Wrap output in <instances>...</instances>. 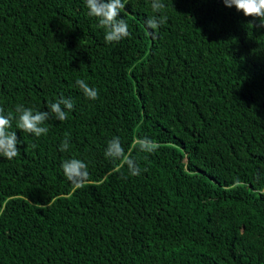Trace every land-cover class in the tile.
<instances>
[{
	"label": "trees",
	"instance_id": "1",
	"mask_svg": "<svg viewBox=\"0 0 264 264\" xmlns=\"http://www.w3.org/2000/svg\"><path fill=\"white\" fill-rule=\"evenodd\" d=\"M123 2L130 34L106 43L84 0H0L4 114L46 111L61 95L74 103L40 137L12 120L19 154L0 157V264H264L259 19L223 0H162L160 13L151 0ZM152 15L167 22L148 29ZM113 137L139 175L105 157ZM143 137L154 152L135 145ZM70 158L87 165L80 188L61 169Z\"/></svg>",
	"mask_w": 264,
	"mask_h": 264
},
{
	"label": "clouds",
	"instance_id": "2",
	"mask_svg": "<svg viewBox=\"0 0 264 264\" xmlns=\"http://www.w3.org/2000/svg\"><path fill=\"white\" fill-rule=\"evenodd\" d=\"M223 3L229 8L234 6L238 12H242L245 16L258 18L259 23L253 24L254 27L264 29V0H223ZM84 4L87 8V15L97 18L99 27L104 29L106 43L119 42L130 34L127 22L120 17L121 10L125 8L123 0H84ZM151 8L153 13H160L165 8V4L162 0H151ZM166 22V15H152L147 18L145 24L148 29L155 30ZM75 86L90 100H96L99 96L98 90L90 87L83 79H77ZM73 108L72 99L65 98L63 95L55 102H48L46 111H34L32 108L18 104L15 108L17 116L13 117L11 112L5 115L4 109L0 108V157L12 160L19 154L17 133L10 131L13 119H16V127L19 130L40 137L49 131L47 127L43 126L47 120L54 118L64 121L68 117V112ZM134 143L140 151L147 153L154 152L158 147L148 137L138 138ZM32 147L35 148L36 145L33 144ZM68 149L69 138L66 135L59 150L65 152ZM104 155L113 161H120L121 166L126 165L130 175L140 174L138 163L130 155L125 154L119 137H113L108 141ZM61 169L66 179L76 188L82 187L88 176L86 163L77 158L62 161Z\"/></svg>",
	"mask_w": 264,
	"mask_h": 264
}]
</instances>
